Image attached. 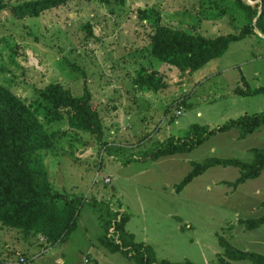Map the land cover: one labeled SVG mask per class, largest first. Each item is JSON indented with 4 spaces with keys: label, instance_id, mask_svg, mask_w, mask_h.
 Segmentation results:
<instances>
[{
    "label": "rangeland",
    "instance_id": "obj_1",
    "mask_svg": "<svg viewBox=\"0 0 264 264\" xmlns=\"http://www.w3.org/2000/svg\"><path fill=\"white\" fill-rule=\"evenodd\" d=\"M153 9L164 24L204 38L239 34L246 24L235 0H76L25 19L11 7L0 12V83L27 104L50 83L74 96L87 88L104 125L103 140L72 131L66 122L48 127L70 135L44 161L56 190L84 199L76 229L50 246L0 224V264L24 258V264H215L224 251L221 239L264 259V223L248 227L264 217V170L236 187L238 168L214 166L182 190L176 187L195 163L252 162V149L264 147V127L245 139L237 128L215 132L189 152L150 156L170 138L190 142L194 125L216 130L243 115L264 113V94L236 92L264 87V35L255 28L256 36L231 43L219 59L182 74L150 56L155 28L140 10ZM142 68L160 71L167 88L140 91L133 79ZM124 217L125 230L138 244L112 250L103 240L121 245L116 222Z\"/></svg>",
    "mask_w": 264,
    "mask_h": 264
},
{
    "label": "trees",
    "instance_id": "obj_2",
    "mask_svg": "<svg viewBox=\"0 0 264 264\" xmlns=\"http://www.w3.org/2000/svg\"><path fill=\"white\" fill-rule=\"evenodd\" d=\"M73 1L76 0H27L12 4V0H0V12L11 7L18 19L39 18L44 12L67 6ZM235 5L245 15L246 24L242 31L216 38H204L199 34L166 25L158 10L157 13H154L155 9L152 13L140 10L141 17L150 20L155 28L151 37L150 56L182 74L187 71L195 73L223 56L231 43L256 36L255 28L264 35V0L254 5L248 4L246 0H235ZM85 27L92 36L91 26L88 24ZM133 81L143 92L152 90L158 93L168 86L165 76L156 69L149 71L142 68ZM236 92L241 96L264 94V87L237 89ZM63 122L72 131L87 133L99 140L104 138L102 118L93 106L91 92L87 88L83 95L74 96L62 84L50 83L37 92V98L32 104H27L0 83V224L19 230L25 236H38L50 246L65 241L76 229L77 217L84 203L81 197L70 196L54 188L44 161V155L55 149L56 142L70 136L68 131L48 129ZM262 127L264 113L243 115L216 130L194 125L188 135L190 142L188 139L182 141L175 137L170 138L162 142L150 156L153 160H159L183 154L203 144L215 132H227L234 128L239 130V138L245 139ZM252 152L254 159L250 163L219 158L195 163L191 173L176 187L182 190L194 177L214 166L238 168L241 176L233 185L236 187L247 180L256 179L264 170V147L254 148ZM116 217L114 214L112 219L117 220ZM125 220L124 217L123 221L116 222V231L122 239L121 245L103 240L112 250L138 244L134 241L133 234L125 230ZM262 223L264 217L250 221L248 227L253 229ZM111 225L112 221H108V227ZM220 244L224 251L219 254L215 264H231L229 261L244 260H250L253 264H264L263 258L235 249L223 239ZM135 249L141 251V247L135 246ZM143 253L153 257L152 251L148 249ZM145 260L147 263L150 261L148 258ZM160 264L172 263L163 261Z\"/></svg>",
    "mask_w": 264,
    "mask_h": 264
},
{
    "label": "built area",
    "instance_id": "obj_3",
    "mask_svg": "<svg viewBox=\"0 0 264 264\" xmlns=\"http://www.w3.org/2000/svg\"><path fill=\"white\" fill-rule=\"evenodd\" d=\"M179 115L181 114V112L178 113ZM109 181V178H106L105 179V182H108ZM26 263V259H19V261L17 263H14V262H9L8 264H24Z\"/></svg>",
    "mask_w": 264,
    "mask_h": 264
},
{
    "label": "water",
    "instance_id": "obj_4",
    "mask_svg": "<svg viewBox=\"0 0 264 264\" xmlns=\"http://www.w3.org/2000/svg\"><path fill=\"white\" fill-rule=\"evenodd\" d=\"M247 1L250 2V0H247ZM255 3H256V2H255ZM255 3H254V4H255ZM250 4H251V3H250Z\"/></svg>",
    "mask_w": 264,
    "mask_h": 264
}]
</instances>
